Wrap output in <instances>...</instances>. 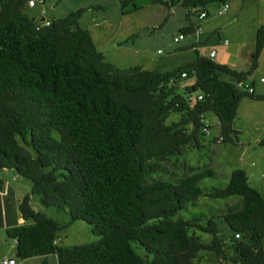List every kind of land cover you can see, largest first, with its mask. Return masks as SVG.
<instances>
[{
  "label": "trees",
  "instance_id": "trees-1",
  "mask_svg": "<svg viewBox=\"0 0 264 264\" xmlns=\"http://www.w3.org/2000/svg\"><path fill=\"white\" fill-rule=\"evenodd\" d=\"M229 1L152 0L183 6L188 17ZM28 2L0 0V168L31 182L19 203L24 223L6 230L19 258L44 256L43 264L49 255L57 264H264V195L249 183L246 170L233 169L224 187L205 192L200 183L215 171L178 159L202 146L208 111L220 122L213 141L234 142L241 100L261 98L244 82L258 67L264 23L245 71L198 51L193 62L171 71L121 68L105 59L80 26L88 8L45 25L26 13ZM118 2L123 14L142 8L140 0ZM180 32L193 33L194 23ZM173 113L179 118L168 122ZM173 158L184 175L160 177L167 169L163 163ZM4 185L0 177V190ZM31 195L66 210L69 221L35 210ZM201 196H240L219 215L229 235L213 213H192ZM77 220L91 224L99 239L61 245L59 232Z\"/></svg>",
  "mask_w": 264,
  "mask_h": 264
},
{
  "label": "rangeland",
  "instance_id": "rangeland-1",
  "mask_svg": "<svg viewBox=\"0 0 264 264\" xmlns=\"http://www.w3.org/2000/svg\"><path fill=\"white\" fill-rule=\"evenodd\" d=\"M37 0L36 7L26 8V13L37 19L40 11H45L46 18H57L79 8H88L79 20L82 28L90 31L97 48L105 54V59L118 67L126 68L140 65L148 70H172L185 65L188 61L197 58V51L188 48V43L195 37L186 35L185 39L177 43L174 37L180 33L183 25L198 23L204 32L210 33L209 42L199 44L198 52L208 55L210 49H215L217 57L215 61L226 63L232 67L241 65L243 53L253 46L257 28L264 23V0H230L229 9L225 14L218 13L221 4L214 3L209 6V15L200 20L197 14L187 16L188 11L183 6L168 7L163 4L153 3L152 0H140L142 8L128 14H123L118 0ZM98 6H101L98 8ZM106 8L103 10V7ZM236 17L229 19V17ZM110 28V29H109ZM219 34H214L218 33ZM227 41V45L224 44ZM184 46V47H183ZM171 58H168V56ZM175 55V56H174ZM257 73V78L255 76ZM264 77V62L260 68L248 77V82L259 81ZM231 80V76L224 75ZM192 79L188 83H192ZM183 93V89L180 90ZM195 96V95H194ZM179 114L173 113L168 122L178 119ZM205 123L210 125L209 133L201 135L202 146L195 149H187L178 159L187 166L201 169L212 168L213 176L206 177L201 183V188L206 192L215 187H224L230 178L231 172L236 168H247L251 176V184L264 195V144L259 142L264 139V100L253 99L250 95L244 96L238 107L233 122L234 142H217L213 140L220 136V122L214 112L205 114ZM173 158L164 162L166 170L159 172L160 177L174 180L183 176L186 169L180 161ZM179 161V165H178ZM173 163H176L175 166ZM18 184L27 193L30 189V181L20 175ZM240 196L211 199L201 196L197 207H192V213H205L214 216L219 229L225 235L230 234V229L223 221L220 213L227 208V203L238 202ZM31 204L37 211L45 213L61 223L68 222L70 217L66 210H58L47 207L40 201L39 195H31ZM211 211V212H210ZM186 217L190 213H186ZM92 225L83 220H77L69 227L59 232L60 244L68 247L76 244L95 242L99 236L91 231ZM5 236L8 240V250L0 245V264L4 252H11L15 248L10 245L14 240ZM205 235V234H204ZM203 235V236H204ZM206 238V236H205ZM15 245V244H14ZM143 254V249L136 248ZM18 264H43L45 258L34 256L21 259L14 255ZM5 259V258H4ZM54 256L48 257V264H56Z\"/></svg>",
  "mask_w": 264,
  "mask_h": 264
},
{
  "label": "crops",
  "instance_id": "crops-1",
  "mask_svg": "<svg viewBox=\"0 0 264 264\" xmlns=\"http://www.w3.org/2000/svg\"><path fill=\"white\" fill-rule=\"evenodd\" d=\"M115 3H116V5H118L116 0H115ZM105 9L106 8H103V10H105ZM38 15L39 16L37 18H40V20H43L44 18L45 19H50V18H46L45 14L42 15L41 11L39 12ZM233 18L236 19V17H232V16L229 17V19H233ZM183 26H185V25H183ZM208 32H210V31H208ZM208 32H204L203 28H202V32H201V34L199 36V43L196 44V37L194 36L195 38L193 40H190L189 43H188V45H190V47L189 46H185V47L194 48V50L198 51L199 50L198 49L199 44H203V43L209 42L211 40V36H210L211 32L210 33H208ZM214 34H219V36H220V31H218V33H214ZM252 42H253V46H249V49L243 53V62H242V64L238 65V66H235L233 68H235L237 70H241V71H245V70L250 69L251 64H252V60L254 58L255 39ZM211 50H213V49H210L209 53H210ZM209 53H208V55H209ZM208 55H205V56H208ZM216 57H217V54L214 57V59ZM168 58H171V56L169 55ZM194 60L188 61L186 64H188L190 62H193ZM217 62H219V61H217ZM263 62H264V48H263V50L261 52V55H260V57L258 59V67L257 68H260ZM161 71H171V69L170 70H161ZM249 76L251 78L252 74L249 75ZM255 76L257 78V73H255ZM247 81H248V78H247L246 82ZM248 85L253 87V89H254L253 94L254 95L261 97V98L253 97V99L264 100V77H261L259 81H257V79H256V81H252L251 83L248 82ZM263 140L264 139H262L259 142L260 145L264 144ZM243 169L246 170V172L248 174V178H249V183L251 184V182H252L251 176L252 175L250 174V172H248L246 167L243 168ZM16 175L17 174L13 170L1 169L0 168V177H2L5 180L4 188L2 190H0V245H2L1 243H3V249H5V250H8L7 248L9 247V243H8V240L6 239V237L2 236V233H5L3 235H7V231H6L7 228H10L12 226L24 223V219L22 218V216H21V214L19 212V203L22 200V198L27 193L30 192V189L26 193L23 190V188H21V185H19V186L16 185V184H18V181H19V179H18V177ZM14 244H11L10 247L11 248H15V250H13L11 252H9V251L8 252L7 251L4 252L3 255H2L3 259L4 258L5 259H14L13 258L14 255L19 257L15 241H14ZM50 256H52V257L54 256V258L57 259L55 255H49V256H46V258L48 259V257H50ZM42 257L45 258L44 256H42ZM16 264H18L17 261H16ZM56 264H57V260H56Z\"/></svg>",
  "mask_w": 264,
  "mask_h": 264
},
{
  "label": "built area",
  "instance_id": "built-area-1",
  "mask_svg": "<svg viewBox=\"0 0 264 264\" xmlns=\"http://www.w3.org/2000/svg\"><path fill=\"white\" fill-rule=\"evenodd\" d=\"M29 4H30V6H34V5H35V1H34V0H30V1H29ZM227 10H228V4H225V5L222 7V9L219 11V13L222 14V13L226 12ZM205 17H206V13H205V12L201 13V15H200V19H203V18H205ZM46 24H49V22H46ZM201 30H202V29H201L200 26H197V27L195 28V34H196V36H198V35L200 34ZM184 38H185V34L180 33L178 36L174 37V41L178 43V42H180L181 40H183ZM226 43H227V42H226ZM215 56H216V51H215V50H212V51L210 52V57H215ZM183 76H185V73H183ZM246 86H248V85H246ZM248 91H249L250 93H252V92H253V88L248 86ZM198 98L201 99V98H202V95H199ZM204 130H205L206 132L209 131L207 127H205ZM236 237L239 238V237H240V234L237 233V234H236ZM1 264H16V261H15V259H3V260L1 261Z\"/></svg>",
  "mask_w": 264,
  "mask_h": 264
},
{
  "label": "clouds",
  "instance_id": "clouds-1",
  "mask_svg": "<svg viewBox=\"0 0 264 264\" xmlns=\"http://www.w3.org/2000/svg\"><path fill=\"white\" fill-rule=\"evenodd\" d=\"M30 1V0H29ZM35 1V5L34 6H30V4H29V2H28V7H30V8H33V7H35L36 5H37V0H34ZM44 1H42L41 0V3H43ZM225 4H228V2L227 3H224V4H221V7L219 8V10H218V13H219V11L222 9V7L225 5ZM228 9H229V4H228ZM228 11V10H227ZM226 11V12H227ZM203 12H205L206 13V17L205 18H207L208 17V15H209V11L207 12V11H202L201 13H203ZM226 12H224V13H226ZM41 13H42V15L45 13V11H41ZM201 13H199L197 16H198V19H200V15H201ZM224 13H222V14H224ZM188 16V15H187ZM44 17V16H43ZM205 18H203V19H205ZM39 20H40V18H38ZM203 19H200V20H203ZM50 20L51 19H43V20H40V22H42L43 24H45V25H49L50 24ZM46 22H49V24H46ZM197 26H200L201 27V29H202V26L200 25V24H198V23H194V32L193 33H191V34H193L195 37H196V44H198L199 43V36H200V34H201V32H202V30H201V32H200V34L198 35V36H196V34H195V28L197 27ZM180 33H183V32H180ZM179 33V34H180ZM178 34V35H179ZM183 34H185V33H183ZM185 37H186V34H185ZM185 39V38H184ZM182 41V40H181ZM180 41V42H181ZM227 42V41H226ZM224 43V44H227V43ZM179 43V42H178ZM213 50H215V49H213ZM212 51V50H211ZM210 51V52H211ZM216 51V50H215ZM216 54H217V52H216ZM209 57H210V53H209ZM210 58H213L214 59V57H210ZM183 76V75H182ZM184 77V76H183ZM249 86V85H248ZM249 87H251V86H249ZM253 88V87H252ZM253 92H254V89H253ZM252 92V93H253ZM250 93V92H249ZM209 130V129H208ZM16 261V260H15Z\"/></svg>",
  "mask_w": 264,
  "mask_h": 264
}]
</instances>
